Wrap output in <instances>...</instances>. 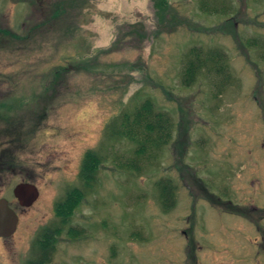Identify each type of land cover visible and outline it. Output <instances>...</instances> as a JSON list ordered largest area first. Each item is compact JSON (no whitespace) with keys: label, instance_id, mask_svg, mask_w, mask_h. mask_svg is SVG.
Instances as JSON below:
<instances>
[{"label":"rangeland","instance_id":"rangeland-1","mask_svg":"<svg viewBox=\"0 0 264 264\" xmlns=\"http://www.w3.org/2000/svg\"><path fill=\"white\" fill-rule=\"evenodd\" d=\"M207 1L166 0L159 18L155 0H0V103L11 106L0 121V198L17 203L21 182L40 191L0 239V264L36 255L43 231L62 223L56 203L82 185L86 152L145 97L172 117L168 144L142 157L140 171L121 167L135 159L134 143L107 149L117 159L106 156L99 187L46 264H262L264 0ZM195 45L226 53L224 87L213 76L184 85ZM161 179L176 187L168 212Z\"/></svg>","mask_w":264,"mask_h":264},{"label":"trees","instance_id":"trees-1","mask_svg":"<svg viewBox=\"0 0 264 264\" xmlns=\"http://www.w3.org/2000/svg\"><path fill=\"white\" fill-rule=\"evenodd\" d=\"M202 7H206L207 0H201ZM166 0H155L156 14L159 18L164 17L166 11ZM4 31V30H3ZM8 35L12 34L8 30ZM3 32V33H4ZM13 35V34H12ZM14 36V35H13ZM252 44H258L253 40ZM259 45V44H258ZM263 55V54H262ZM264 57V55H263ZM230 74V65L226 53L216 47L193 46L183 57L182 80L185 86H191L200 76L214 77V82L219 88L224 87L225 81L218 76ZM221 74V75H219ZM135 103H138L135 101ZM172 117L169 113L157 109L155 101L150 97L143 98L133 109H127L117 115L105 131V136L97 149H89L82 161L79 173L81 181L80 187H74L67 192L63 201L56 203L57 215L61 219V225L53 229H45L39 236L38 244L35 246L36 255L27 261V264H46L51 262V258L56 248V237L61 234L63 227L69 225L73 212L78 207L79 202L85 198L87 193L99 187L100 166L105 162L106 156H113L107 152L114 145L122 142L134 143L133 150L135 159L128 164L122 163L121 167L140 171L142 157L153 158L155 151L168 144L172 137ZM111 141L109 146L105 144ZM117 155H114L116 160ZM159 201L165 211L175 207V186L171 180L158 181ZM71 206L73 211L71 213ZM68 234L71 237L80 236L81 231L74 226L68 227Z\"/></svg>","mask_w":264,"mask_h":264},{"label":"water","instance_id":"water-1","mask_svg":"<svg viewBox=\"0 0 264 264\" xmlns=\"http://www.w3.org/2000/svg\"><path fill=\"white\" fill-rule=\"evenodd\" d=\"M14 192L22 204L30 206L38 198L37 187L29 183L18 184ZM26 196H29L26 198ZM18 224L17 213L9 206L8 200L0 199V237H10L16 232Z\"/></svg>","mask_w":264,"mask_h":264},{"label":"flooded vegetation","instance_id":"flooded-vegetation-1","mask_svg":"<svg viewBox=\"0 0 264 264\" xmlns=\"http://www.w3.org/2000/svg\"><path fill=\"white\" fill-rule=\"evenodd\" d=\"M9 107H11V106H8L7 105V103H5V102H2V103H0V121H3L4 120V122L3 123H5V125L6 124H8V122H6L5 121V116L3 117V115H1V114H3L5 111H7L8 112V108ZM8 119V117L6 118V120ZM0 133H2V132H0ZM3 133L7 136V139H8V141H9V138H10V142H13L14 140H16L17 138L16 137H11V134H9L8 132H4L3 131ZM18 140V139H17ZM6 163H7V161H6ZM4 164V163H2L1 164V166L2 167H4V165L6 166V167H8V168H12V167H14L15 166V164H13V163H10V164ZM21 183H29V184H33V185H35L36 187H37V185L35 184V183H33V182H21ZM15 189V188H14ZM38 191H39V189H38ZM13 192H14V190H13ZM14 196H15V200L17 201V203H13V201L12 200H10V198L8 199V198H6V197H1L0 199H2V198H5V199H7L8 200V204H9V206L17 213V215H18V224H17V228H18V225H19V220H20V207H23V208H28V207H31L37 200H38V198H39V196H40V191H39V195H38V198L34 201V203L32 204V205H30V206H26V205H24V204H22V202L20 201V199L16 196V194H15V192H14ZM29 196H26V198H28ZM11 237V236H10ZM1 238H4V237H0V239ZM263 258H264V255H263ZM261 263L262 264H264V261H262L261 260Z\"/></svg>","mask_w":264,"mask_h":264}]
</instances>
